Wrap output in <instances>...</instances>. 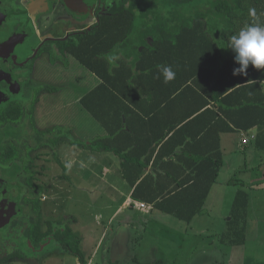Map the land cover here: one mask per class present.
Here are the masks:
<instances>
[{
  "label": "rangeland",
  "instance_id": "1",
  "mask_svg": "<svg viewBox=\"0 0 264 264\" xmlns=\"http://www.w3.org/2000/svg\"><path fill=\"white\" fill-rule=\"evenodd\" d=\"M161 1L165 2L158 7L159 13H163L162 17H165L164 14L169 9L177 12L179 3H173L172 0H150L149 3L156 7L158 5H154V3ZM190 1L194 2L191 5L183 6L185 11H190L189 9L195 11L207 7L206 0ZM183 15L184 13L179 14L177 20L183 18ZM159 24L147 31L142 28L143 20L137 22L139 37L150 32V35L156 39L160 35L165 36L160 33L161 28L171 30L172 34V30L181 26L168 23L165 18ZM233 34L234 32H232ZM228 39L230 40V37ZM42 60L41 63L44 65L42 72L45 73L49 82L56 84V70L51 69L48 59ZM70 63L72 67L71 83L74 90L65 89V96H68L69 99L66 100L63 96V100H57L61 96L58 98L51 96L50 99L53 101L44 105L45 107L42 108L38 117L40 119L38 125H41L39 128H49L53 132L51 135L57 136L59 132L61 134L63 127L67 128V131L70 130L68 124H62L65 118L63 112L67 111V107H63V105L69 101L74 102L77 96L83 95L99 82L98 77L77 58L70 56ZM33 121H35L34 116ZM6 132L10 135L13 130L0 131V138ZM39 137L42 138L43 135H39ZM72 139H74L73 133H71L70 140ZM227 147L226 162L221 168L217 181L213 184L212 193L207 198L203 209L191 222L161 212L155 207L152 214L142 213L139 210L132 211L131 208H128L117 220L121 221L129 217L131 235L129 240H125L128 244L118 249L116 247L119 245H112V240H114L111 236L112 227L104 218H101L102 215L99 217V214L105 211L104 205L111 203L112 200L117 204L118 198L114 199L115 195L113 196L110 190H106L102 197L99 195L100 190L107 188V183L103 182L106 187H102L101 182L95 179L90 171L94 167L93 160L90 158L87 161L91 165L88 167L89 170L84 172L85 180L82 184L80 178L83 172L78 167V157H82L84 147L79 149V145L70 143L69 140L61 143L58 151L65 164V173L57 164L55 157H59V155H53L51 149L45 150V152L39 150L40 155L36 167L39 168V183L45 186L42 197L45 219H60L64 220L66 224H70L77 233L84 237L81 247L86 252L85 255L87 254L89 257L94 254V248L104 232L103 242L100 243L101 247L99 245L100 252L94 264H264V153L251 155V152L245 154L231 148L227 150ZM73 161L74 163H72ZM231 177L233 180L230 179ZM82 186L88 190H81ZM70 187H73L72 191L75 197L73 199L69 197L68 200L67 193ZM240 189L249 194L250 205L246 217L247 230L244 232L246 242L235 245L229 236L230 219L237 191ZM138 200L149 202L145 199ZM56 227L61 228L63 225H56ZM53 246L50 257L41 254L38 256L39 264H78L79 257L77 255L65 250L57 241L53 242ZM242 247L244 249H241ZM9 248L3 251L4 255L13 252L14 246H9ZM120 250H123V253ZM132 255L134 258H131ZM17 260H13L12 264H37L34 262L35 260Z\"/></svg>",
  "mask_w": 264,
  "mask_h": 264
},
{
  "label": "trees",
  "instance_id": "2",
  "mask_svg": "<svg viewBox=\"0 0 264 264\" xmlns=\"http://www.w3.org/2000/svg\"><path fill=\"white\" fill-rule=\"evenodd\" d=\"M206 1L207 7L195 10V12L191 9H189L190 11L183 9V6H187L186 4H192L189 3L190 0H178L179 8L177 12L170 9L167 11L166 17L155 16L154 19H151L150 23H155L156 26L161 20L164 21V18L168 23L181 26L180 28L176 27V30H172V34L171 30L161 28L160 33L165 34V36L160 35V37L154 38V45L152 46L148 45L145 39L146 35L136 36L140 42L144 43L145 47L142 51L138 52L136 50L137 57L134 59L132 66L129 67L121 63L122 66L117 68L105 57L108 49L118 45L120 47L122 45L121 41L125 43V34L122 31L126 30L125 28L131 23L127 19L122 21L108 17L102 22V33L98 30L99 28L93 26L81 42L72 43L69 46L71 54L103 79V82L88 92L81 99V102L94 117L111 130V135L116 133L118 138L120 130L113 131L114 126L110 128L107 117L103 113L114 109L111 106L113 100H117L119 104L124 106H118V116L122 112L135 111L134 107L126 104L125 100L129 98V93L135 91L141 94L156 91V85H159L160 82L157 79L154 80V78L165 77V68L174 71L172 64L179 62L181 59V66L184 67L182 80L188 82L189 77L193 75L194 85L207 92L214 101L219 102L220 109L234 126L246 129L255 125V123L264 126V69H256L250 64L246 76H234L232 69L237 66L233 59L234 53L226 48L229 43L228 37L232 36V32L236 34L242 27L249 24L264 26V0ZM150 6L152 5L148 4L146 8ZM252 10H254L255 15L251 14ZM183 13L184 17L177 20L179 14ZM136 24L135 31H139ZM145 56L148 58L146 61ZM189 65L194 67L187 69L186 66L190 67ZM143 75H147L151 80L152 85H149V89L142 83ZM241 80L246 81L249 85L246 87L240 86ZM165 84L170 85L172 83L167 81ZM194 85L189 86L190 90H196ZM243 90L256 92V95H248L247 99L241 100L243 110L247 111V115L248 112L253 114L254 110H260L261 113V117L257 119L250 116L247 123L243 122L245 120L242 121L241 109L235 103L239 98V93L244 92ZM162 93L166 97L157 105L161 106L164 103L169 105L172 101L168 95L170 91H161V95H163ZM165 109L167 110V108L161 106V111ZM15 119H18V116H15ZM186 119L187 117H184L182 122ZM260 119L261 122H259ZM118 125L119 129L122 130L123 124ZM176 125L178 123L172 124V129ZM106 143V149H109V141H106ZM206 160L208 161L210 158L207 157ZM207 161L205 163L199 162L195 166H184V169L191 167L193 175H185L181 180L166 182L152 180L148 176L139 182L136 179L131 180V184L136 185L133 195L137 199H145L153 203L155 208L161 212L191 222L203 209L221 166V161L212 166ZM63 166L66 171L65 164ZM141 167L143 168V166ZM141 174L142 171L138 172L137 177H140ZM249 200L247 191L242 189L237 191L229 232L231 241L235 245L246 242L244 232L247 230L246 217L250 205ZM41 219V213L39 212L37 217L33 219L28 231L29 236L36 244L46 235V233L41 232ZM49 226L48 233L50 234L53 231V221H49ZM55 236L65 250L79 257L80 264H88L81 247L82 238L71 226H67L64 231H57Z\"/></svg>",
  "mask_w": 264,
  "mask_h": 264
},
{
  "label": "flooded vegetation",
  "instance_id": "3",
  "mask_svg": "<svg viewBox=\"0 0 264 264\" xmlns=\"http://www.w3.org/2000/svg\"><path fill=\"white\" fill-rule=\"evenodd\" d=\"M149 1L0 0V131L13 130L12 134L6 132L0 138V195L6 191L10 194L3 202V207L6 206L3 216L8 214L9 221L0 227V264H12L15 259L35 260L39 264L40 254L50 257L53 242L60 244L56 232L70 226L64 220L45 219L42 198L45 186L39 183V168L36 167L38 151L51 149L53 155H59L55 158L65 173L58 148L63 141L69 140L73 144L77 141L75 137L70 140L71 133L74 136L72 128L67 131L63 127V133L51 135L53 132L49 128H39L37 120L44 105L53 101L49 98L61 96L57 100H63L65 89L69 90L72 85L70 56L76 57L70 53L69 46L81 42L93 26L102 33V22L108 17L131 22L122 31L125 42H131L135 23L143 20L142 28L149 31L156 27L155 23H150L151 19L163 15L158 7L165 2L146 8ZM177 1L172 0L176 4ZM151 38L150 33L145 36L148 45L154 43H149ZM121 44L124 45L122 41ZM119 50L122 52L124 48L115 46L107 51ZM42 59H48L51 69L56 70V84L49 82L42 72ZM33 138L36 139L33 141ZM39 212L41 232L46 235L36 244L28 231ZM49 221H53L50 234ZM56 225L63 227L57 228ZM9 246H14L13 252L4 255L3 251L10 249Z\"/></svg>",
  "mask_w": 264,
  "mask_h": 264
},
{
  "label": "crops",
  "instance_id": "4",
  "mask_svg": "<svg viewBox=\"0 0 264 264\" xmlns=\"http://www.w3.org/2000/svg\"><path fill=\"white\" fill-rule=\"evenodd\" d=\"M138 33L139 31H134V37L131 42H125L124 45H120L121 48H124L122 52L119 50L113 53H106L105 57L110 60L111 64L117 66V68L122 66L121 63L128 67L132 66L134 59L137 57L136 50L139 52L144 49V43L137 39L139 37ZM152 39L149 42L150 44L154 42V37ZM116 47L119 48V45ZM107 54H110V56ZM114 57L117 58V61H115ZM147 59V56H145V61ZM172 65L174 77L168 80L172 84L163 83L165 77L154 78V80L157 79L160 82L159 85H156V91L141 94L135 91L129 93V98H126L125 101L126 104L134 107L135 111L122 112L118 116V106H124L119 104L117 100H113L111 106L114 109L103 113L107 117L110 128L114 126L113 131L120 130L118 138L116 133L111 135V130L94 117L81 102L83 96L103 82V79L94 72L99 82L83 95L77 96L74 102L69 101L63 105V107H67V111L63 112L65 118L62 124H68L73 129L79 149L84 147L82 157H78V167L83 172L80 178L82 184L85 180L84 172H87L89 170L88 167L91 165L87 161L90 158L94 163V167L91 166L92 169L90 171L95 179L101 182L102 187H106L103 182L107 183V188L98 189L100 190L99 195L102 197L105 195L104 192L106 190H110L113 196L115 195L114 199L118 198L117 204L115 200V202L112 200L111 203L104 205L105 211L102 212L103 214H99V217L102 215L101 218H104L108 225L112 227L111 236L114 239L112 240V245H119L116 249L127 245L128 242L125 240H129L131 235L129 217L121 221L117 220L123 212H126L128 208H131L132 211L139 210L146 214H152L155 211L153 203L140 201L134 197L133 192L136 185H132L131 180L136 179L139 182L147 176L152 178V180L166 182L181 180L185 175H193V169L191 167L184 169V166H195L199 162L205 163L207 161H205V158L207 157L210 158L207 162L211 166L221 161V166L218 170L219 176L221 168L226 162V147L231 141L227 150L231 148L245 154L251 152V155H257L260 152L264 153V126L257 123L249 126L248 129L234 126L220 109L219 102L214 101L207 92L194 85L193 75L189 77L188 82L187 80H182L181 76L184 68L181 66L182 59ZM174 66L176 67L174 68ZM186 67L190 69L194 66ZM150 81L147 75L142 76V83L147 89H149L151 84ZM190 85H194L196 90H190ZM247 85L249 83L246 81H240V86L246 87ZM70 89H73L72 85ZM161 91H170L168 95L172 100L169 105L165 103L161 105L162 108H167L164 111H161V106L157 105L166 97L163 93L161 95ZM243 91L239 93V98L235 103L241 109L242 121L245 120L243 122L247 123L250 116H253V119H257L261 117V113L260 110H254L253 114L248 112L249 114L247 115V111L242 108L243 102L241 100L256 95V92L251 90ZM65 98L66 100L69 99L68 96H65ZM200 106L203 107L201 108ZM54 110L57 111L58 109ZM184 117H187V119L182 122ZM37 120L38 122L40 121L38 117ZM259 122H261V119ZM175 123H178V125L172 129L171 125ZM118 124H123V131L119 129ZM108 137L110 139H107ZM106 141L110 143L109 149H106ZM140 171H142V174L137 177ZM217 178L214 182L217 181ZM230 179L233 180L232 177ZM72 189L73 187H70L67 193L68 200L69 197L70 199L75 197ZM82 189L88 190V188H83V186L81 187ZM211 193L212 190H210L208 197ZM136 202H145L148 207L140 209L135 205ZM103 236L104 232L99 237L94 248V254L91 257L87 254L85 255L88 264H94L100 252V243L103 242ZM81 237L83 243L84 237ZM241 249L244 248L242 247ZM83 252L86 253L84 250ZM120 252L123 253V250H120ZM131 258H134V255ZM229 262L231 263V261ZM78 264H80V259Z\"/></svg>",
  "mask_w": 264,
  "mask_h": 264
},
{
  "label": "clouds",
  "instance_id": "5",
  "mask_svg": "<svg viewBox=\"0 0 264 264\" xmlns=\"http://www.w3.org/2000/svg\"><path fill=\"white\" fill-rule=\"evenodd\" d=\"M255 15L254 10L251 11ZM228 49L234 53V76H246L251 64L256 69H264V26L249 24L230 37ZM165 82L174 77L170 68L164 69Z\"/></svg>",
  "mask_w": 264,
  "mask_h": 264
},
{
  "label": "water",
  "instance_id": "6",
  "mask_svg": "<svg viewBox=\"0 0 264 264\" xmlns=\"http://www.w3.org/2000/svg\"><path fill=\"white\" fill-rule=\"evenodd\" d=\"M10 195L9 194V191H6V192H3L1 195H0V227L3 226L4 224H6L8 221H9V218L7 217L8 214H6V216H3V209L6 208L3 207V202H5V199H7V196Z\"/></svg>",
  "mask_w": 264,
  "mask_h": 264
},
{
  "label": "built area",
  "instance_id": "7",
  "mask_svg": "<svg viewBox=\"0 0 264 264\" xmlns=\"http://www.w3.org/2000/svg\"><path fill=\"white\" fill-rule=\"evenodd\" d=\"M135 205L140 209H145L148 207L145 202H136Z\"/></svg>",
  "mask_w": 264,
  "mask_h": 264
}]
</instances>
